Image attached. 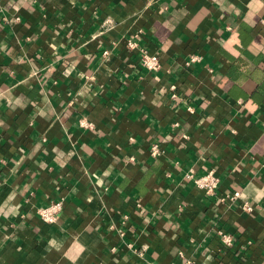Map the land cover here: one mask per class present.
I'll list each match as a JSON object with an SVG mask.
<instances>
[{
  "label": "crops",
  "instance_id": "crops-1",
  "mask_svg": "<svg viewBox=\"0 0 264 264\" xmlns=\"http://www.w3.org/2000/svg\"><path fill=\"white\" fill-rule=\"evenodd\" d=\"M261 18L264 0H0V264H264ZM209 169L212 194L186 177Z\"/></svg>",
  "mask_w": 264,
  "mask_h": 264
},
{
  "label": "built area",
  "instance_id": "built-area-1",
  "mask_svg": "<svg viewBox=\"0 0 264 264\" xmlns=\"http://www.w3.org/2000/svg\"><path fill=\"white\" fill-rule=\"evenodd\" d=\"M260 24L262 27H264V18H261ZM135 45L134 42L128 41L127 46L133 47ZM103 54H107V49L103 50ZM139 60L143 67H145L148 70H157L160 66V59L157 54H150L146 50L142 49L141 53L139 54ZM198 60V56L192 55L190 56L189 62H194ZM174 95V94H173ZM189 110H192L191 107H188ZM82 124L87 125L88 123L85 121H81ZM150 153L153 156H156L160 153V148L157 143H153L150 146ZM186 177L192 181L193 185L202 190L206 194H212L215 192V190L218 187L219 183V177L215 174L214 170L209 169L205 173L200 175H194L192 172L188 173ZM230 198L233 200H240L239 198V190H233L231 194L229 195ZM63 200L57 199L54 201H51L47 205L40 207L37 209V213L39 218L46 222V223H54L57 220V217L59 215V212L62 209ZM240 206L246 210L250 211L252 209V205L248 201H242L240 200ZM220 234L221 240L224 245L229 246L232 242L231 235L226 234L222 231H218Z\"/></svg>",
  "mask_w": 264,
  "mask_h": 264
}]
</instances>
